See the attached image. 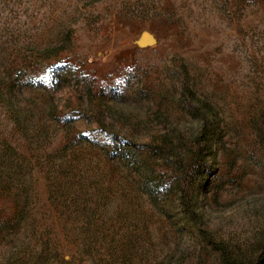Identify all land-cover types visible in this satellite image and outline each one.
I'll return each mask as SVG.
<instances>
[{"label": "rangeland", "instance_id": "374dc122", "mask_svg": "<svg viewBox=\"0 0 264 264\" xmlns=\"http://www.w3.org/2000/svg\"><path fill=\"white\" fill-rule=\"evenodd\" d=\"M223 138L203 228L229 264L264 249V0H0V264H222L175 230L152 153L189 126Z\"/></svg>", "mask_w": 264, "mask_h": 264}, {"label": "trees", "instance_id": "16d2710c", "mask_svg": "<svg viewBox=\"0 0 264 264\" xmlns=\"http://www.w3.org/2000/svg\"><path fill=\"white\" fill-rule=\"evenodd\" d=\"M181 89L186 95L189 126L167 130L151 151L161 163L174 167L178 174L194 175L196 180L190 186L178 180L163 186L162 196L172 202L163 213L176 231L181 232L188 227L205 243L221 252L222 264H229L224 245L214 242L202 227L206 217L209 177L216 167L217 150L223 138L220 119L215 108L200 99L192 89L185 85ZM233 264H264V249L255 259L245 263L234 260Z\"/></svg>", "mask_w": 264, "mask_h": 264}]
</instances>
